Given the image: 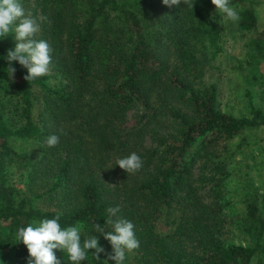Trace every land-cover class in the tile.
<instances>
[{"label":"trees","instance_id":"trees-1","mask_svg":"<svg viewBox=\"0 0 264 264\" xmlns=\"http://www.w3.org/2000/svg\"><path fill=\"white\" fill-rule=\"evenodd\" d=\"M36 2L41 30L35 39L49 43L50 66L68 82L48 90V75L28 82L23 79L27 69L15 61L10 79L6 54L14 47L9 34L0 38V250L27 264L18 229L57 214L62 227L83 231L81 241L94 235L99 243L108 242L92 224L103 226L107 209L119 206V215L135 225L140 264H264V192L242 193L234 202L243 206L240 222L251 242L224 245L221 213L198 199L191 181L193 163L204 167L220 143L264 124L259 109L252 117L220 111L215 86H199L197 45L207 41L213 54L220 50L219 33L208 16L215 9L211 0H188V5L181 0L171 7L162 0ZM230 4L240 15L239 28L253 33L247 54L264 60V31L257 30L254 1ZM6 78L16 105L11 122L2 97ZM33 85L48 90L49 128L46 118L34 112ZM130 109L136 111L133 123L125 119ZM161 125L172 126L173 133L166 137L155 130ZM146 133L153 134L154 145L140 143ZM51 134L60 139L50 148L45 140ZM30 143L48 158L43 171L35 166L37 154L24 147ZM133 152L143 167L127 174L116 159ZM28 166L34 179L51 177L49 190H67L57 209L36 207L11 184L12 171ZM174 204L182 211H174ZM54 252L60 264H71L66 252ZM95 262L88 253L80 264Z\"/></svg>","mask_w":264,"mask_h":264},{"label":"rangeland","instance_id":"rangeland-1","mask_svg":"<svg viewBox=\"0 0 264 264\" xmlns=\"http://www.w3.org/2000/svg\"><path fill=\"white\" fill-rule=\"evenodd\" d=\"M253 1L258 17L257 30L264 31V0ZM19 2L24 7L26 14L31 12L33 17L39 20L40 13L36 0H19ZM146 12L148 11L146 10ZM208 16L219 33L220 50L213 54V47L204 45L207 44V41L197 45L200 68L199 86H215L217 108L222 112L238 117H252L253 110L259 109L264 115V60L253 61L247 54V42L253 33L241 30L237 22L227 20L215 9L211 10ZM154 20V25H159L160 22L157 19ZM8 41L15 48L14 33H9ZM6 82L2 97L6 106L5 117L11 122L9 118H11L16 105L9 78H6ZM67 82L65 74L50 66L48 77L44 79V84L49 87L48 90L57 86H65ZM48 90L33 85L31 98L34 102L36 116L42 115L43 120L46 118L49 128L53 118L46 111ZM125 119L129 123H133L136 120V111L128 110ZM43 120L40 119L39 122H43ZM154 128L166 137L173 133L172 126L165 127L164 125ZM142 136L140 143L143 146L154 145L153 134L146 133ZM24 147L31 154H37L38 159L35 166L38 169L44 167L41 170L43 171L48 160L46 154L44 155L43 151L38 149V145L33 143L24 144ZM33 169L28 166L23 171L13 170L9 179L11 184L15 186L19 195L33 198L36 207L47 211L57 209L61 199L65 195H69L64 194L67 190L64 188L49 190V186L53 182L51 177L41 179L36 177L35 180L32 176ZM191 170V181L194 183L198 199L210 205L215 204L217 212L222 215L223 220L220 219L223 229L219 233L220 242L224 245L249 244L251 240L240 222L243 206L241 203L234 202L241 198L242 193L255 190L259 193L264 192V124L247 128L231 140L223 141L216 148L215 156L209 158L204 167L195 162L191 165ZM180 206L181 204H174V211L181 212L182 207ZM160 226L162 227V225ZM81 233H83L82 230ZM99 244L105 249V252L100 254V260L95 264H102L107 259L106 254L112 252L110 243L101 241ZM92 252L94 250L90 249L89 253L92 254ZM124 262L140 264L139 255L134 250L126 251ZM0 264L18 263L12 258L9 251L0 250ZM108 264H114V262L109 260Z\"/></svg>","mask_w":264,"mask_h":264},{"label":"clouds","instance_id":"clouds-1","mask_svg":"<svg viewBox=\"0 0 264 264\" xmlns=\"http://www.w3.org/2000/svg\"><path fill=\"white\" fill-rule=\"evenodd\" d=\"M162 3L168 7L178 6L181 0H162ZM183 3L188 5V0H183ZM211 3L216 12L223 14L227 20L232 22L240 20V15L230 4V0H211ZM40 30L37 18L33 17L31 12L26 14L19 0H0V38L14 33L16 40L15 48L6 54L9 65L7 73L10 79H14L16 72L12 67L14 61L27 69V75L23 79L28 82L48 75L53 50L47 41L35 39ZM59 139L58 135L51 134L46 138L45 143L50 148L55 147ZM116 165L127 174H135L143 167V161L133 152L124 158H117ZM120 212L119 206L109 207L105 224L103 226L92 224L93 231L103 235L112 247V252L106 254L107 259L102 264H108L109 260L114 264H124L126 251L132 252L140 246L135 234V225L120 216ZM105 225L111 230H106ZM16 239L27 248V264H60L54 252L56 249L66 252L71 264H80L81 261L87 260L90 249L94 250L91 255L96 261L100 260V254L105 252L97 236L89 235L81 241V231L78 226L62 227L60 214L52 219L45 218L30 223L27 227H20Z\"/></svg>","mask_w":264,"mask_h":264}]
</instances>
